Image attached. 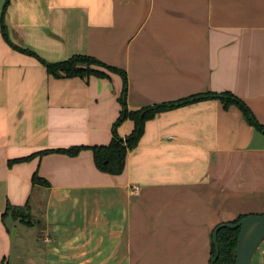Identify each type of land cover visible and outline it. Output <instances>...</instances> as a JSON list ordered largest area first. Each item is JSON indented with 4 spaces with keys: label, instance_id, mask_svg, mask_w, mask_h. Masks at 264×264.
Returning <instances> with one entry per match:
<instances>
[{
    "label": "crops",
    "instance_id": "obj_1",
    "mask_svg": "<svg viewBox=\"0 0 264 264\" xmlns=\"http://www.w3.org/2000/svg\"><path fill=\"white\" fill-rule=\"evenodd\" d=\"M4 24L46 62L125 72L129 111L230 92L264 126V0H9ZM122 86L49 77L0 25V264H208L213 230L264 206V135L219 99L160 113L121 175L99 171L88 148L111 141Z\"/></svg>",
    "mask_w": 264,
    "mask_h": 264
},
{
    "label": "trees",
    "instance_id": "obj_2",
    "mask_svg": "<svg viewBox=\"0 0 264 264\" xmlns=\"http://www.w3.org/2000/svg\"><path fill=\"white\" fill-rule=\"evenodd\" d=\"M8 4L9 0H5L0 16L1 35L3 37V40L9 45L11 49L35 58L45 68V71L49 77H52L54 79L78 78L87 81L91 77L109 80L110 75L108 74V72L121 76L123 80V86L118 97L121 111L112 127V139L106 146H93L88 148L92 152L94 163L99 171L114 176L121 175L125 169L127 155L130 151L134 150L139 145V142L144 133L145 123L147 121L154 119L157 115L164 111H168L170 109L181 107L203 99H219L222 102L224 109H228L231 106H237L241 110L242 116L246 123L249 126L253 127L256 131L264 135V126L255 119L251 111L243 104V102L232 95L230 92H224L221 94H212L208 92L205 94L183 98L176 102L155 104L153 106L145 107L135 111L127 110L126 74L122 70L114 66L107 65L89 55H73L64 61L49 63L39 58L33 52L22 49L12 44L8 39L6 27L4 24V17ZM94 66H98L106 70L107 72L96 69ZM125 121H130L132 123V130L127 136H125V138H122L118 135L117 129ZM83 149L84 148L82 147L54 149L44 151L41 153V155L48 153H58L74 157ZM25 159L27 158H22L16 161H24ZM32 182L33 184H47L43 179L39 178L37 174L33 175ZM7 211H11L16 218L21 217L19 219L20 221H26V219L28 218V216L24 214L21 208L8 207ZM20 212L22 213V216H19ZM244 217H246V215H240L233 221L228 222V224H236ZM25 223L27 224L29 222L26 221ZM238 235L239 229L230 230L227 228H223L218 232L217 241L219 245V255L214 264H234L235 246ZM210 255L211 256L209 264L212 258L215 256V249L213 244L211 247Z\"/></svg>",
    "mask_w": 264,
    "mask_h": 264
},
{
    "label": "water",
    "instance_id": "obj_3",
    "mask_svg": "<svg viewBox=\"0 0 264 264\" xmlns=\"http://www.w3.org/2000/svg\"><path fill=\"white\" fill-rule=\"evenodd\" d=\"M223 228L230 230L239 229L235 246L234 264H252L256 250L264 239V215H248L236 224L223 223L218 225L212 233L215 256L210 261V264H214L218 258L219 245L217 235Z\"/></svg>",
    "mask_w": 264,
    "mask_h": 264
},
{
    "label": "rangeland",
    "instance_id": "obj_4",
    "mask_svg": "<svg viewBox=\"0 0 264 264\" xmlns=\"http://www.w3.org/2000/svg\"><path fill=\"white\" fill-rule=\"evenodd\" d=\"M4 2H5V0H0V12H1V10H2V7H3V5H4ZM6 32H7V30H6ZM9 39V41L12 43V44H15V43H13L12 41H11V39H10V37L8 38ZM15 45H17V44H15ZM20 48H23V47H21L20 46ZM71 57V56H70ZM70 57H68V58H70ZM67 58V59H68ZM96 69H99V70H103V71H105V72H107L106 70H104V69H102V68H100V67H98V66H94ZM108 74L109 75H111L112 73H109L108 72ZM247 198H249V199H251L250 197H247ZM236 203H238V202H236ZM239 205V204H238ZM257 207H261V213H256V212H254V209L255 210H257ZM229 208H232V206H229ZM253 211V212H252ZM242 212V213H241ZM235 213H236V216L238 215V214H242V215H246V216H248V215H250V214H252V215H256V214H259V215H264V206H263V203H262V205L261 204H259L257 201L255 202H252V203H247L246 202V205L245 206H243L242 208H240V210H235ZM253 213H256V214H253ZM240 216V215H239ZM236 219V218H235ZM233 221V220H232ZM228 222H230V221H228ZM228 222H224V223H228ZM32 223V222H31ZM37 228H39V227H37ZM29 234H30V236L31 237H33V235L35 234L34 233V230L33 229H30L29 231ZM263 242H264V239H263ZM164 249V248H163ZM211 254V253H210ZM209 254V260H210V255ZM256 254H264V244H262L261 246H260V248L256 251ZM209 260H208V264H209ZM256 262L254 263V264H261V261H260V257L258 256L257 257V259L255 260Z\"/></svg>",
    "mask_w": 264,
    "mask_h": 264
},
{
    "label": "built area",
    "instance_id": "obj_5",
    "mask_svg": "<svg viewBox=\"0 0 264 264\" xmlns=\"http://www.w3.org/2000/svg\"><path fill=\"white\" fill-rule=\"evenodd\" d=\"M132 193H133V194H137L138 192H137V190H136L135 188H133V189H132Z\"/></svg>",
    "mask_w": 264,
    "mask_h": 264
}]
</instances>
